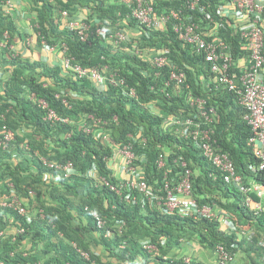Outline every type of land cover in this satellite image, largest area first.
Segmentation results:
<instances>
[{
    "label": "trees",
    "instance_id": "obj_1",
    "mask_svg": "<svg viewBox=\"0 0 264 264\" xmlns=\"http://www.w3.org/2000/svg\"><path fill=\"white\" fill-rule=\"evenodd\" d=\"M187 1L144 0L154 16L169 14L161 26L148 28L130 15L134 0H21L29 25L23 11L12 14L0 0V139L8 129L14 133L0 144V264H207L192 255L194 250L212 251L219 264L218 246L233 257L227 264H264V198L225 182L192 138L172 123L203 120L244 184H264L239 95L214 81L204 54L172 28L171 10L185 23L213 29L206 37L227 44L239 84L247 66L237 60L250 59L247 41L233 16L217 12L232 0H198L194 8ZM64 10L72 17L82 14L86 39L65 24ZM260 25L264 29V21ZM123 28L131 31L124 41L107 37ZM32 33L39 45L63 46L70 67L19 50V44L31 49L26 37ZM152 49L166 56L162 67L144 55ZM75 66L100 69L105 85L80 77ZM172 69L183 72L182 82L170 78ZM110 75L122 82H110ZM196 97L208 113L213 109L210 122L191 102ZM49 109L57 118H47ZM124 144L131 145L132 164L155 193H165V181L174 186L188 168L197 204L224 211L235 229L215 216L167 213L141 198L132 203L125 188L112 190L103 179L119 185L111 158ZM144 241L154 243L156 251L143 247Z\"/></svg>",
    "mask_w": 264,
    "mask_h": 264
},
{
    "label": "built area",
    "instance_id": "obj_2",
    "mask_svg": "<svg viewBox=\"0 0 264 264\" xmlns=\"http://www.w3.org/2000/svg\"><path fill=\"white\" fill-rule=\"evenodd\" d=\"M8 10H11L12 14L17 15L21 10V6L14 4L13 0H5ZM198 0H188L187 3L190 8H194ZM131 7L130 15L137 19L141 24L148 28H157L161 26L168 18V15L154 16L152 13V6L144 3V0H134V4L129 5ZM232 9L233 17L237 19V26L241 30V35L247 41V48L250 51V59L246 68H244L242 74L239 77V84L231 74V55L227 51V44L217 37L207 38L206 35H214V30L206 31L200 29L194 23H185L181 21L180 17L173 10L170 11V15L175 18L172 23L173 30L177 33L178 38L192 44L194 48L204 54L205 61L209 63L210 70L214 74V81L227 84L228 89L236 92L239 95V102L247 109V115L245 116L250 127L249 141L252 145V150L255 156L258 157V169H264V78L261 77L262 69L264 68V29L261 27V21H264V17L261 16L263 4L258 0H232L227 3V7L218 9V13L226 11V9ZM64 22L70 29H75L80 34L82 39H86L88 25L83 21V16L80 13L78 16H68L67 11H62ZM137 31V30H133ZM96 32L102 36L106 35V31L102 28H97ZM131 31L128 29H121L114 34H108V38L113 42L118 43L127 39ZM30 41L28 38L27 42ZM47 50H56L59 56V61L56 63L62 64L63 67H70L69 58L63 55V46L57 48L56 46L42 45ZM137 52V49H134ZM146 52V51H145ZM152 59L157 67H162L167 58L160 50H149L145 54ZM143 55V56H144ZM142 56V55H141ZM77 74L82 76H88L98 85H105L106 77L102 75L100 69L91 68L87 70L80 66H75ZM112 77V78H111ZM170 78L177 82H182L184 74L182 71L171 70ZM110 82L117 83L112 75L109 78ZM133 93V90H130ZM191 102L197 103L198 109H200L201 116L204 120L211 121L213 109L210 108L208 113L204 109L203 100L196 97L191 98ZM39 103L45 107L46 102L39 100ZM48 119H55L57 116L54 111L49 109L47 111ZM172 123L177 124L180 127L182 135L191 137L195 144L201 150L202 155L212 164L215 165L222 173L223 179L227 183L234 184L240 191L247 193L250 191L255 192L259 197L264 198V184L251 183L250 185L244 184L242 176L235 170L234 164L227 153L219 151L215 140L211 136V131L206 127H203V120L195 121L192 118H186L181 121L177 118L172 120ZM84 130L89 132L91 127L84 126ZM14 133L12 130H6L3 134V139H0V144L5 145V141L13 138ZM102 139L108 141V137L103 135ZM116 155L111 158V165L114 169L115 176L118 179L119 185H114L104 180V183L112 190L119 192V188L126 189L124 195L125 199L130 200L132 203L138 201L141 198L142 202H150L154 206L160 207L163 212L173 213L176 212L180 216H192L198 217H218L223 226L229 229H235V225L232 220L225 214L224 211H216L209 205H199L191 195V183H190V170L185 168L182 179L171 186L168 181H165L163 190L165 193L157 194L153 191L152 186L142 177L139 173V168L135 167L132 162L134 159V152L132 151L130 144H124L120 148H114ZM185 165L184 161L182 162ZM52 165V163H49ZM70 163L66 164V167ZM158 165H163V159H158ZM14 201V199H13ZM249 199L247 198V202ZM18 205L20 204L15 201ZM257 208H261L256 204ZM20 212H23L22 207L19 208ZM97 224L100 226L103 221L99 216L95 215ZM251 233V232H250ZM252 234V233H251ZM246 235V233H243ZM249 237V236H248ZM143 247L155 252L156 245L149 241L143 242ZM218 261L219 264H227L233 257L228 254L222 246H218Z\"/></svg>",
    "mask_w": 264,
    "mask_h": 264
},
{
    "label": "crops",
    "instance_id": "obj_3",
    "mask_svg": "<svg viewBox=\"0 0 264 264\" xmlns=\"http://www.w3.org/2000/svg\"><path fill=\"white\" fill-rule=\"evenodd\" d=\"M20 1L21 0H13V3L20 5V3H21ZM258 1L263 4L264 0H258ZM226 12L229 13L230 16H233L232 15V9H230V8L226 9ZM22 18H23V20H25L26 24L29 25L28 21H29L30 16L27 12H24V10H23ZM234 24L237 25V19L235 18V16H234ZM26 38L30 39V41H28V46L31 49L28 50L27 47L26 48L22 47L20 44L18 47L19 50L20 49L23 50L25 55L29 54V56L33 57L34 59L45 60L49 64H51V63L55 64L57 61H59L60 54H58L56 52V50L50 51V50H47L44 46L37 44L35 41L36 38L34 37L33 33L31 35H28ZM248 62H249V59H245L244 57H242V58H239L237 60V65L240 67H243V66L245 67L248 65ZM261 77L264 78V68L262 69ZM187 249L189 251V248H187ZM194 251H191L192 255L195 254L196 256H199L200 258L206 260L207 264H214L215 263L214 259L213 260L208 259V257H207L208 250L207 251L197 250L195 252Z\"/></svg>",
    "mask_w": 264,
    "mask_h": 264
},
{
    "label": "rangeland",
    "instance_id": "obj_4",
    "mask_svg": "<svg viewBox=\"0 0 264 264\" xmlns=\"http://www.w3.org/2000/svg\"><path fill=\"white\" fill-rule=\"evenodd\" d=\"M26 40H28V39L26 38ZM185 251H186V249H182V251L180 252V255H181L182 253H184ZM187 252H188V251H187ZM187 252H186V253H187ZM207 257H208L209 260H213V259L215 260V258H214V257H215V256H214V253H213L212 251H210V250L208 251Z\"/></svg>",
    "mask_w": 264,
    "mask_h": 264
}]
</instances>
